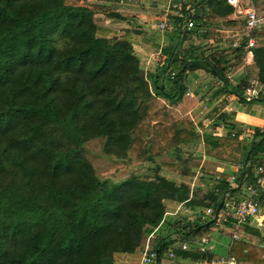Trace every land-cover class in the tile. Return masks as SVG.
Instances as JSON below:
<instances>
[{
  "label": "trees",
  "instance_id": "1",
  "mask_svg": "<svg viewBox=\"0 0 264 264\" xmlns=\"http://www.w3.org/2000/svg\"><path fill=\"white\" fill-rule=\"evenodd\" d=\"M180 12L158 49L163 60L144 76L131 35L140 30L116 35L98 22L126 14L114 5L0 0V264H115L116 254L141 251L148 238L156 264L169 250L181 260L211 259L179 244L208 235L219 202L255 182L264 163V128L254 127L245 140L235 112L220 111L201 131L192 111L202 97L188 95V73L211 74L219 83L211 97L228 93L247 102L252 75L264 86V26L251 33L255 68L246 66L232 83L229 67L243 61L246 36L235 47L181 46L207 38L210 18L228 26L243 20L228 18L233 8L226 0H187ZM259 100L264 96L250 102ZM199 142L207 157L239 164L236 176L202 169L203 191L184 179L191 170L186 159H155L163 150L180 157L182 146ZM95 157L106 158V166ZM145 162L154 165L113 179ZM168 204L185 210L169 215ZM208 207L211 214L199 220Z\"/></svg>",
  "mask_w": 264,
  "mask_h": 264
},
{
  "label": "rangeland",
  "instance_id": "2",
  "mask_svg": "<svg viewBox=\"0 0 264 264\" xmlns=\"http://www.w3.org/2000/svg\"><path fill=\"white\" fill-rule=\"evenodd\" d=\"M79 1H89V2H92L96 5L99 4L102 6L114 5L117 8V10L124 11L126 14L123 17L115 18L116 21H111L108 18H104V20L98 21L100 24L104 25L105 27L113 29L116 32V35H120L124 32L125 29H130V28H133L135 26L140 28L141 40L139 42H133V43H134L135 51L141 57L142 70H143L144 76L148 75L149 71L151 70L150 68L153 66L154 62H155V64H157V62H161L163 60V56H160L159 58H157V54H158V49L160 48V45L161 44L164 45L167 42L166 33L168 30L166 32L160 33L154 27L155 23L159 20V16H157V15L159 13V9H160L161 5L157 8V4H155L153 6L149 3L150 0H142L141 4L137 2V3L132 4V5H131V2L129 1V2L125 3L123 6L117 0H79ZM130 5L133 7H131ZM141 5H143V6H141ZM128 13L130 14V16ZM131 14L132 15L134 14L133 18H131ZM137 16L140 19L142 18V20L139 19L140 21L138 22ZM210 20H211L212 24L208 28H203V30L204 29L208 30V33H209L208 37L203 38V37L195 36L191 39L185 40L183 42L184 45L181 46L182 50L188 48V46H190L189 42H191V41H193L192 42V43H194L193 45H199V44H208V43H210V40H212L211 42H213V43H211V44L213 46H219V45L220 46H229L231 42L241 38L242 29H243L242 25H232V26L229 25L228 26L224 23L225 19L218 18V17L217 18H210ZM135 22H138V24ZM135 24H137V25H135ZM217 44H219V45H217ZM156 45L158 47H156ZM153 57H155V58L152 59ZM231 73H232L233 78L235 80L241 74H243V72H241V70L235 71V69ZM228 78L230 79V81H232L230 77H228ZM214 81H215V79L213 78L212 82H214ZM205 82H206L205 84H207V86H206L205 90L200 89L199 94L203 95L204 98L205 97L209 98L212 96V91H214L216 85L210 84L207 81H205ZM215 82H216V84H218L217 81H215ZM189 91L192 92V88L189 89ZM243 104H244L243 107L245 108V110H248V109L250 110V108L258 110L259 115L264 117V102H262V101H251L250 102V100H248L247 102H243ZM192 117H193V120L195 121V123L198 124V128H200L201 131L205 130V128L206 129L209 128L208 125H209L210 121L208 122V124L205 125V122L203 121L202 117L200 118V117L196 116V114H193ZM199 119H201V120L199 121ZM199 122H202V124H203L202 127H200ZM219 131H221V130H219ZM94 159L98 160V162L101 163V165L103 167L106 166V163H107L106 158L95 157ZM155 159L157 162H168V163H178V164H182L183 163L182 161L186 159L188 161L187 164L191 168L190 173H189L191 176L187 175L184 179H186V181L189 182L190 186H192L193 188L199 187L203 191L205 190V187H204V179H202V177H201L202 175H204V172L202 169L216 170L215 167H216V165H218V162H214L212 158L207 157L204 154V148L200 142L197 143L196 145L182 146L181 150H180V157H178L176 155V153H174L173 151L163 150L156 155ZM153 165L154 164H151L148 162L131 163L130 167L127 170L118 171L115 174H113V179L117 180L119 178H122V177L130 174L131 172H140V171L146 170L147 168H149ZM236 173H237V168H236V170H234L235 176H236ZM162 174L166 175L167 177H176V174L168 173V171H165L164 169L162 170ZM176 178L180 180V177H176ZM180 209H182V207H180ZM178 212H180L179 209H178ZM218 222L221 223V219H219ZM208 235L210 236V238L214 244L215 254L216 255H219V254L226 255V253H227L226 247L221 249V248H219V245L217 244L216 233L213 230H211L208 233ZM228 242H229L228 235L225 234L224 237L222 235V243L225 245V244H228ZM151 243L152 242L149 238L146 239L145 243H144V247L146 245L148 247H150ZM139 252H138V256L140 257ZM164 260H165V264L169 263V261L172 264H177L176 260L174 261V260H170L167 258H165ZM124 262H123V264H125ZM138 264H142L140 262V259H139Z\"/></svg>",
  "mask_w": 264,
  "mask_h": 264
},
{
  "label": "crops",
  "instance_id": "3",
  "mask_svg": "<svg viewBox=\"0 0 264 264\" xmlns=\"http://www.w3.org/2000/svg\"><path fill=\"white\" fill-rule=\"evenodd\" d=\"M131 2L132 4L135 3H142V0H120V3L122 2V6L127 3V2ZM166 0H150L149 3L151 5H155L157 4V8L162 5ZM253 3L255 5V7L261 11L264 12V0H253ZM130 5V6H131ZM230 5V4H229ZM143 6V5H141ZM231 6V5H230ZM133 7V6H131ZM233 8V7H232ZM129 14V13H128ZM149 14V13H148ZM134 15V14H133ZM133 15L131 14V18H133ZM130 16V14H129ZM138 17V16H137ZM147 18V17H146ZM229 19H236L234 17L233 12L228 16ZM138 22L140 20H142V18L140 19L139 17L137 18ZM140 19V20H139ZM240 19V18H239ZM138 22H135L138 24ZM135 24V25H137ZM139 29L138 27H133L130 28L128 30L132 31L133 29ZM142 29V28H141ZM126 30V29H125ZM124 30V31H125ZM133 32V33H132ZM131 32L132 35V39L133 42H139L141 40V32H139L138 34L136 33L135 30H133ZM212 40H210V43ZM193 41L189 42L190 46H194L192 43ZM186 43V42H185ZM184 45V44H182ZM219 45V44H217ZM224 47V46H222ZM155 57H153L152 59H154ZM155 62L153 64V66L150 68L151 70H153V68L155 67ZM250 66L252 68H255L252 64V53H248L244 62L242 61L240 64H238L237 66L233 67L231 71H229L228 75L230 76L232 83H234L236 80L233 78L232 75V71H238L241 70V72L245 71V69L247 68L246 66ZM188 80H189V85H188V89L192 88V94H194L196 91L198 92V98L200 99L202 97V100L199 101V103L197 104V106L195 107V109L192 111V115L196 114V116L198 117H202L203 121L205 122V125L208 124V122L211 120V118L215 115H217L220 111H233L235 112V118H234V122L236 123V125H238V127H240L242 133H241V137L245 140H250V138L252 137L253 134V128L254 127H258V128H264V117L259 115V111L250 108V110H245V108L243 107V102H241L237 96L236 98H232L231 99H225L224 95L222 94L218 97H209V98H204L203 95L199 94V90H205L207 84H205L207 82H209L210 84H215V89L219 86V83L216 84V80L214 82H212L213 77L211 76V74L200 68V69H196L192 72L188 73ZM251 84H259L256 79L255 76L252 75L251 76ZM214 89V91H215ZM212 91V93L214 92ZM261 97V96H258ZM256 98V97H255ZM260 101V100H259ZM264 102V101H262ZM206 104V105H205ZM230 108V110L228 109ZM218 110V111H217ZM201 119H199L200 121ZM264 156V155H263ZM214 162H218V165H216V170L218 172H228L230 173V175L232 177H234V170H236L237 166L235 165H228L226 163H222L219 162L217 160H214ZM257 176V174H256ZM233 179V178H231ZM264 193V192H262ZM248 195V192L246 191L244 185H242L237 192L233 195L232 198H238L241 199L242 197H245ZM262 206L264 207V194L262 195ZM175 207V208H174ZM183 209V206H180ZM179 205H175V204H168L167 206V214L169 215H175L178 212V209L182 211V209H180ZM184 210V209H183ZM223 210H220V216L219 219H221V223L218 222L216 224H214L213 227L210 228L209 232L211 230H213L216 233V239H217V244L219 245V248H225L226 247V255H216L214 252V244L210 238L209 235H204L205 237L208 238L209 243H208V253L211 255V259H216V258H226L228 256H233L236 260V264H243V261H245V264H264V227H258L254 224V222H250L248 224H244L239 231V234L241 236V239L239 241H234L232 242V233L234 231L233 228V211L232 210H228V212L224 213ZM218 213V215H219ZM223 219H222V217ZM227 234L228 238H229V242L228 244H223L222 243V235L224 237V235ZM227 245V246H226ZM234 248V251H233ZM243 248V251L245 252V254L242 253L241 249ZM139 252V251H138ZM138 252L135 253H119L115 255V264H123V262L125 264H138L139 262V256H138ZM238 255L240 257V260H242L241 262H238ZM263 256V258H262ZM164 260V259H163ZM176 260L177 264H204V261H208V259H204V261L202 260H187V259H179V258H175L174 261ZM162 264H165V260L162 261ZM167 264H172L167 263Z\"/></svg>",
  "mask_w": 264,
  "mask_h": 264
},
{
  "label": "built area",
  "instance_id": "4",
  "mask_svg": "<svg viewBox=\"0 0 264 264\" xmlns=\"http://www.w3.org/2000/svg\"><path fill=\"white\" fill-rule=\"evenodd\" d=\"M226 2L233 7L234 17L236 19L240 18L243 20L242 36L247 37V41L243 47L246 51V55L243 58L244 62L247 54L250 53L249 49L256 44L255 38L251 36V33L255 29L264 26V12L259 11L255 7L253 0H226ZM183 3H187V0H166L160 6L159 20L154 25L155 29L160 33L169 30L172 24L171 17L181 15L180 6ZM185 23L188 29L194 26V22L192 20H184V24ZM238 44L239 39L234 40L231 45L235 47ZM232 68L233 67H229L230 70H232ZM172 75H174V73H172ZM228 77L230 76L228 75ZM188 95L192 96L193 94L191 91H188ZM258 96H264V86L260 84H252L250 87L246 88L244 92L245 100H251L252 98ZM224 98L232 100V98H236V95L227 93L224 95ZM228 109L230 110V108ZM237 167H239V164ZM256 174L257 179L255 182L248 183L245 186V189L248 192L247 196L242 197L241 199L230 198L224 200V213L228 212V210L233 211L234 231L232 233V242L239 241L241 239L239 231L244 224L254 222L256 226L264 227V207L258 202V196L264 191V163L256 168ZM212 210V207L201 210L200 215L197 216L198 219L205 220V217L211 214ZM219 216L220 213L218 217ZM208 243V238L201 236L193 238L190 243L182 242L179 246L182 250H191V248H194L199 252L204 253L208 251ZM139 253V259L142 264H156L157 253L151 250V248L147 245ZM167 256L170 260H174L176 258V254L173 250H169ZM204 264H236V260L233 256H228L226 258L222 257L208 261L205 260Z\"/></svg>",
  "mask_w": 264,
  "mask_h": 264
},
{
  "label": "water",
  "instance_id": "5",
  "mask_svg": "<svg viewBox=\"0 0 264 264\" xmlns=\"http://www.w3.org/2000/svg\"><path fill=\"white\" fill-rule=\"evenodd\" d=\"M248 158H249V153L247 154V156H246V158H245V164L247 163ZM223 203H224V199H222V200L219 202V204L217 205V207H216V209H215V215H216V216L218 215V213H219V211H220V209H221ZM203 225H206V223H204ZM197 229H199V227H197L196 230H197ZM157 259H158V257L156 256V261H157Z\"/></svg>",
  "mask_w": 264,
  "mask_h": 264
}]
</instances>
